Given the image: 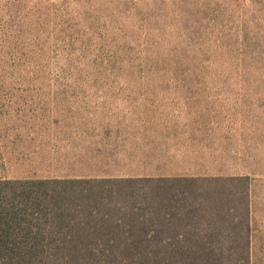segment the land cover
Here are the masks:
<instances>
[{"label":"rangeland","instance_id":"374dc122","mask_svg":"<svg viewBox=\"0 0 264 264\" xmlns=\"http://www.w3.org/2000/svg\"><path fill=\"white\" fill-rule=\"evenodd\" d=\"M82 119L189 126L191 173L251 177L264 264V0H0V180L66 174Z\"/></svg>","mask_w":264,"mask_h":264},{"label":"trees","instance_id":"16d2710c","mask_svg":"<svg viewBox=\"0 0 264 264\" xmlns=\"http://www.w3.org/2000/svg\"><path fill=\"white\" fill-rule=\"evenodd\" d=\"M251 264V177L0 180V264Z\"/></svg>","mask_w":264,"mask_h":264},{"label":"crops","instance_id":"0c3cea01","mask_svg":"<svg viewBox=\"0 0 264 264\" xmlns=\"http://www.w3.org/2000/svg\"><path fill=\"white\" fill-rule=\"evenodd\" d=\"M102 119L101 122L76 121L66 126L70 134L63 135L64 128H56L50 139L60 145L64 143L63 148L69 149L67 154L71 158L54 162L63 166L57 169L67 173L41 179L200 175L191 173L197 169L198 161L188 158L193 152L184 146L189 126L164 121L102 122Z\"/></svg>","mask_w":264,"mask_h":264}]
</instances>
